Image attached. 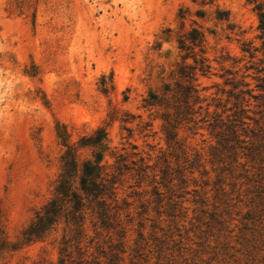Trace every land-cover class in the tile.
<instances>
[{"label":"rangeland","instance_id":"rangeland-1","mask_svg":"<svg viewBox=\"0 0 264 264\" xmlns=\"http://www.w3.org/2000/svg\"><path fill=\"white\" fill-rule=\"evenodd\" d=\"M255 7L249 0H0V264H59L62 225L29 243L22 233L54 196L66 152L60 127L72 143L105 130L104 161L135 145L152 168L140 187L129 172L116 186L125 235L115 264H264V97H246L245 130L237 138L226 130L222 144L206 127L180 125L176 152L162 131L163 110L143 108L150 93L168 96L182 65H194L177 43L192 28L206 36L204 55L194 53L210 71H197L195 84L210 113L231 119L237 111L225 84L234 76L262 95ZM76 154L84 160L91 149ZM165 167L172 177L183 168L187 183L175 192L177 180L157 185ZM107 245L94 255L99 264H111Z\"/></svg>","mask_w":264,"mask_h":264},{"label":"trees","instance_id":"trees-1","mask_svg":"<svg viewBox=\"0 0 264 264\" xmlns=\"http://www.w3.org/2000/svg\"><path fill=\"white\" fill-rule=\"evenodd\" d=\"M249 1L256 3L255 9L258 12L261 32L259 39L264 55V3H259L257 0ZM199 15L203 16V14ZM180 18L184 19L183 12H181ZM167 31L169 32V30ZM177 43L178 48L186 52L183 59L192 58L194 65H182L178 71L179 83L172 89L165 88V95L168 96L158 97L156 94L150 93L147 98L143 99V108L163 110L160 116L162 131L169 147H173V152L179 148L176 131L182 124L191 123L194 128L206 127L221 144L226 141L224 133L226 130H230L237 138V132L245 130V120L249 119L246 97L253 99L264 97V78L259 79L262 84L257 86L263 91V94L257 96L253 95L252 89L245 81L246 76L242 75L238 80H235L234 76L225 82V84L232 85L229 98L233 97L235 100L234 107L237 111L230 115L231 119H224L216 111L210 113L209 109L212 104L203 105L207 99L200 97L195 84L197 71L203 75L210 71L207 59L204 56L197 59L194 53V49L199 48V52L204 55L205 33L197 28H192L190 32L180 35ZM233 91L236 92L233 93ZM219 106L218 102L214 107L218 108ZM58 136L61 138L66 152L61 157V174L55 187L54 196L35 213L33 220L22 233L23 241L29 243L40 240L62 225L59 264H99L94 255L97 253L105 255V244H108L109 262L115 264L114 262L119 260L118 251L123 253L121 239L125 235L120 220V211L124 207L118 205L116 186L121 182V177L125 172H129L131 178L136 180L137 187H140L152 168L147 164L146 158L137 151L135 145H131L132 152L128 156L123 154L113 156L115 158L113 164L104 161L102 147L106 138L105 130H98L90 137L81 138L77 143L71 142L64 127L58 129ZM85 147L91 149V154L89 158L81 160L76 151L78 148ZM193 163H190L189 168L193 166ZM175 172L176 175L172 177L173 173L169 171L168 167L161 169L162 175L157 185L168 188V185H172V182L177 180V184L174 185L177 186V189L172 192L181 188V185L187 183L183 174L184 169L179 167ZM153 178H156V174L153 175ZM154 193L161 196V193L157 191ZM122 204L128 205L125 202ZM112 232L113 234H111ZM114 236L118 237L116 244L112 243ZM91 249L94 250L92 253Z\"/></svg>","mask_w":264,"mask_h":264}]
</instances>
